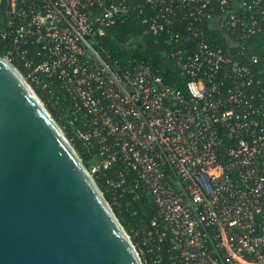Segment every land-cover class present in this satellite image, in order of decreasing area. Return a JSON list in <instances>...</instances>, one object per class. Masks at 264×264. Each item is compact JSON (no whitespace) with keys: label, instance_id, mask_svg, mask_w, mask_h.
<instances>
[{"label":"built area","instance_id":"built-area-1","mask_svg":"<svg viewBox=\"0 0 264 264\" xmlns=\"http://www.w3.org/2000/svg\"><path fill=\"white\" fill-rule=\"evenodd\" d=\"M263 12L264 0H9L6 20L0 0V57L33 92L61 95L94 183L119 162L105 186L153 206L140 264H264V81L242 47ZM131 17L170 47L180 87L103 48Z\"/></svg>","mask_w":264,"mask_h":264},{"label":"water","instance_id":"water-1","mask_svg":"<svg viewBox=\"0 0 264 264\" xmlns=\"http://www.w3.org/2000/svg\"><path fill=\"white\" fill-rule=\"evenodd\" d=\"M0 264H140L74 148L1 57Z\"/></svg>","mask_w":264,"mask_h":264},{"label":"trees","instance_id":"trees-1","mask_svg":"<svg viewBox=\"0 0 264 264\" xmlns=\"http://www.w3.org/2000/svg\"><path fill=\"white\" fill-rule=\"evenodd\" d=\"M256 19L259 30L251 38L246 39L242 47L246 56L245 62L249 63L248 65L255 73L256 79L262 81L264 71V12L260 13ZM98 39L112 58L119 61L127 59L142 61L158 72L170 86L176 88L181 86L179 69L175 62L167 57L170 47L154 37L152 33L147 32L141 19L131 17L123 22L118 21L107 28L105 34ZM8 46L9 41L0 40V56L4 55ZM252 57L257 59L255 63L249 62ZM35 93L44 102L45 108L52 118L63 128L65 121L62 118L63 113H61L60 104L57 102L61 95L51 94L40 88H36ZM64 133L83 165L88 167L91 150H87L77 141L72 140L69 130H65ZM119 166L118 162L114 169L101 172L94 180L118 222L130 235L132 243L138 250L141 233L147 229L148 220L154 214V208L147 199L133 201L130 196L122 194L120 190L112 192L105 186V180L112 178L115 175L114 170L120 169Z\"/></svg>","mask_w":264,"mask_h":264},{"label":"rangeland","instance_id":"rangeland-1","mask_svg":"<svg viewBox=\"0 0 264 264\" xmlns=\"http://www.w3.org/2000/svg\"><path fill=\"white\" fill-rule=\"evenodd\" d=\"M34 92H35V89H34ZM37 97L40 99V101L43 103V105H44V107H45V104H44V102L41 100V98L37 95ZM52 117V116H51ZM55 121V120H54ZM56 122V121H55ZM56 124L59 126V124L56 122ZM59 128L62 130L63 128H61V126H59ZM62 131H64V129L62 130ZM71 136V135H70ZM72 137V136H71ZM125 231V230H124ZM127 233V232H126ZM127 235L129 236V238H130V235L127 233ZM130 240H131V238H130ZM132 242V241H131ZM133 244V243H132ZM133 246H134V244H133Z\"/></svg>","mask_w":264,"mask_h":264}]
</instances>
